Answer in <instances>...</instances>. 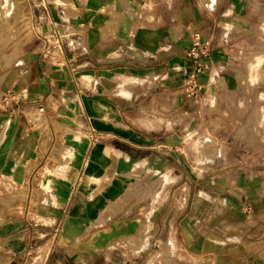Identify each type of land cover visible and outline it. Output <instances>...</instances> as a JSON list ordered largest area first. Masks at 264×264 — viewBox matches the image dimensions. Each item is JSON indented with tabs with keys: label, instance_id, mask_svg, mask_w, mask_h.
Listing matches in <instances>:
<instances>
[{
	"label": "crops",
	"instance_id": "crops-1",
	"mask_svg": "<svg viewBox=\"0 0 264 264\" xmlns=\"http://www.w3.org/2000/svg\"><path fill=\"white\" fill-rule=\"evenodd\" d=\"M40 5L0 75V264H264V175L194 177L178 153L192 34L201 95L236 91L264 58V0Z\"/></svg>",
	"mask_w": 264,
	"mask_h": 264
},
{
	"label": "rangeland",
	"instance_id": "rangeland-1",
	"mask_svg": "<svg viewBox=\"0 0 264 264\" xmlns=\"http://www.w3.org/2000/svg\"><path fill=\"white\" fill-rule=\"evenodd\" d=\"M41 2L0 0V75L34 41L36 27L41 25ZM262 56H247L248 71L238 90L219 89L198 101L191 128L178 150L192 176L230 170L264 175V66L256 80L252 77ZM41 259V254L31 252L23 264H40Z\"/></svg>",
	"mask_w": 264,
	"mask_h": 264
},
{
	"label": "built area",
	"instance_id": "built-area-1",
	"mask_svg": "<svg viewBox=\"0 0 264 264\" xmlns=\"http://www.w3.org/2000/svg\"><path fill=\"white\" fill-rule=\"evenodd\" d=\"M192 44L187 52V57L192 60L194 65L193 73L182 82L181 92L187 98L200 101L202 95L198 84V77L204 74L203 60L209 56V44L202 43L198 32H194L191 37ZM8 107L9 103H4Z\"/></svg>",
	"mask_w": 264,
	"mask_h": 264
},
{
	"label": "bare ground",
	"instance_id": "bare-ground-1",
	"mask_svg": "<svg viewBox=\"0 0 264 264\" xmlns=\"http://www.w3.org/2000/svg\"><path fill=\"white\" fill-rule=\"evenodd\" d=\"M9 3H7V6H8Z\"/></svg>",
	"mask_w": 264,
	"mask_h": 264
}]
</instances>
